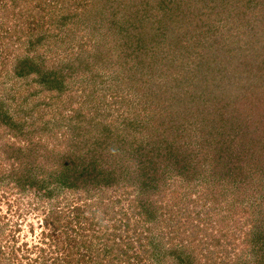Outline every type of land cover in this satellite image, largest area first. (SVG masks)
<instances>
[{
  "label": "trees",
  "instance_id": "1",
  "mask_svg": "<svg viewBox=\"0 0 264 264\" xmlns=\"http://www.w3.org/2000/svg\"><path fill=\"white\" fill-rule=\"evenodd\" d=\"M18 1L12 0L6 11L16 22L0 28V76L8 75V80L14 78L17 82L20 78L36 81L38 91L48 96L43 106H49L66 87V66L43 57L45 53L33 54L31 49L41 42L45 32L50 35L51 30L64 31L75 23L82 24L95 33L96 42L91 50H69V63H79L85 54L86 60L75 67L76 71H88L87 77L99 81L110 75L116 92L109 104L113 106L119 96L116 110L123 112L106 120L103 95H99L97 109L85 112L80 104L66 114L59 112L65 130L49 145L33 138L37 131L47 135L51 131L46 124L49 121L36 123L43 116L40 108H36L39 112L35 119L25 122V114L32 117V109H20L17 117L11 101L0 98V158L5 162L1 163L0 186L9 183L37 197L40 203H47L42 222L49 229L42 232L43 245H39L38 252L41 259H31L24 253L26 263L199 264L194 244L203 231L199 222H193L189 240L178 242H166L162 234L153 235L149 225L138 230V222L156 221L163 185L168 178L178 176L187 181L200 177L201 184L218 186L219 196H228L227 189L231 191L229 203L250 212V216L236 222L249 226L244 249L251 256L245 264H264V125L258 128L251 117L249 109L253 105L241 107L243 94L264 89V54L252 60L244 82L227 84L219 76L221 87L217 89L212 87L211 66L201 60L200 53L192 55L189 48L200 45V39L210 41L211 36L212 43L222 45L225 40H217L216 30L219 28L220 35L229 40L223 25L232 18L242 20L247 12L242 25L255 34L258 22L264 18V0L257 9L253 5L250 9L249 0H25V7L16 8ZM259 9L263 11L257 12ZM108 25L109 31L104 28ZM205 27V33L200 34L199 29ZM228 51L224 49L223 54L229 58ZM96 66L104 70L96 71ZM200 75L208 90L203 89ZM6 83L0 79V89ZM13 84L17 89L22 86ZM15 87L10 84L9 90ZM232 88L236 91L230 94ZM225 98L229 99L227 106L222 104ZM86 100L81 98V103ZM250 100L254 102L255 96ZM192 103L201 108H193ZM237 118L240 120L236 123ZM64 190L77 192L79 200L99 201L95 208L90 203L89 212L86 201L83 205L77 201L61 205L59 198ZM112 191L122 195L135 192L130 206L139 218L134 224L127 218L121 224L123 228L113 222V230L93 234L101 243L96 245L83 234L88 227L85 223L88 220L97 225L107 214L116 216L120 210L108 213L107 203L101 200L106 195L109 198L108 192ZM215 193L213 201L217 199ZM90 214L99 218L92 220ZM56 231L62 236H56ZM218 241L210 243L216 248ZM14 244L8 254L0 246V264L23 263ZM45 244L55 247L54 256H46ZM211 254L212 250L206 260Z\"/></svg>",
  "mask_w": 264,
  "mask_h": 264
},
{
  "label": "rangeland",
  "instance_id": "2",
  "mask_svg": "<svg viewBox=\"0 0 264 264\" xmlns=\"http://www.w3.org/2000/svg\"><path fill=\"white\" fill-rule=\"evenodd\" d=\"M11 2L12 0H0V28H4L6 25H13V23L16 22L15 17L12 14L6 13ZM259 2L261 1L249 0L250 9L252 8V5L254 9H257ZM27 4V1L19 0L16 8H19L21 5L25 7ZM259 11L263 10L259 9L257 12ZM249 12H251V10ZM262 13L264 14V11ZM248 15L249 14L247 12L246 16L244 15L242 20L240 19L238 21L236 18H232L230 19V22H226V25H223L224 34L226 35V33H229L230 35L229 40L220 35L219 32L221 30L219 28L216 32L214 31L215 34H217V40L220 38V41L223 40L224 42L225 40L222 45H220V43H212V36L210 37V41L208 38H205L199 40L201 43L200 45H194V47L190 45L189 48L193 52L192 55L196 56L200 53L202 58L201 60H205L211 66V69L213 70L211 77L214 81L212 87L217 86V89L219 86L221 87V85H219V76L223 78L227 84L234 81L244 82L247 79V69L252 66V60H255V58L259 57L261 54H264V18L261 19L260 23L258 22L260 27L256 26L258 27V30L255 34H253V31L247 29L248 26L246 24L242 25L246 18H248ZM17 27L18 26H16V28ZM107 27H111V25L104 27L107 30H111V28ZM20 28L21 26L17 30ZM206 29V27L205 29L200 28V34L205 33ZM20 31H17V34H21L22 31ZM94 34L95 33L84 29L82 24L75 23L74 26L68 27V29L64 31H61L60 28H58L57 30H51L50 35L47 32L43 33L44 38H42L41 42L37 43L33 49H31V53L33 54H37L38 52L45 53L46 55L43 57L47 56V58H51L58 66H66L63 70L65 71L63 73H65L66 78L64 80V86L66 87L60 94L57 95L55 102L49 106H43L42 102H44L48 96L44 92H41L40 90L38 91V84L36 81L20 78L19 82H17L14 78H12V81L8 80V75L0 76L1 80L3 79L7 81L5 88L0 89V94H3L2 96L0 95V98L3 97V99L8 102L11 101L10 107L15 108L17 117H20V109L23 111L28 108L32 109V113L30 115L32 117H29L28 114H25L27 116L24 117L26 120L25 122H28L31 119L36 118L39 112L36 108H40L41 115L43 114V116L42 118L37 119L36 123H44L45 120L49 121L46 124L51 127V131L49 129L50 135L37 131L33 137L34 139L53 145L55 142L54 136L61 137L65 130L63 122L59 119L60 114L62 112L66 114L68 109L78 107L80 104L85 112L88 111L89 108L97 109V106H99L97 102H100L99 95H103L101 96L103 101L102 109L104 110V113L107 112L105 116L106 120L111 117H115L114 115L118 114L119 111H121L120 113H123L122 110H116L117 98L119 96L115 98L116 100L113 106H110L111 104H109L111 100H114L110 96L116 92L112 87L113 83L110 79V75L106 74L105 76H102L99 81L98 78L91 79L89 76L87 77L89 74L88 71H76L75 67L80 65L81 61L86 60L85 54L79 63H74L77 62V60L73 61L74 64L69 63V50L73 49L74 53H79L81 48L83 50H91L96 42ZM21 35H23V33ZM34 36H36V34ZM38 36L42 37V32L39 33L38 31ZM125 40L123 39L124 42ZM80 42H82V46H78L77 48L75 45H79ZM17 48H21V46ZM22 48H24V45ZM216 48H218V51ZM205 49H209L210 53L211 51L212 53L205 54ZM224 49L229 50V58L224 56ZM16 51L19 50L16 49ZM12 58V56L9 57L10 62L12 61ZM222 65H224V67H222ZM10 69L11 65L7 67V70L10 71ZM102 69L103 68L99 66H96L95 68L96 71H100ZM203 77L205 76L203 75ZM199 78L201 79L200 82H202L203 89L208 90V88L203 85L204 81H202V75H200ZM12 82L16 85L22 86H19L17 89ZM10 84L15 88L9 90ZM211 84H208L207 86L210 87ZM235 91L236 89L232 88L230 94ZM252 95L255 96L254 102L250 100L252 99ZM252 95L243 94L244 104L241 107H251L253 105L249 110L253 113L251 117L259 128L261 125H264V89H258V91H255V94ZM81 98L82 100L88 99L86 102L81 103ZM246 100L249 101L245 103ZM228 102L229 99L225 98L222 101V104L227 106ZM192 105L193 108H197L198 106L201 108L200 104L196 105L195 103H192ZM41 106H43V108ZM54 113L56 115H54ZM239 120L240 118H237L235 122L237 123ZM1 163H3L2 165L5 163L2 162V158H0V169L2 168ZM199 179L200 177H195L187 181L178 176L168 178L166 180L167 183L163 185L162 192L159 195L160 202L157 204V212L154 216L156 221L151 220L147 223L140 221L137 223L138 230L142 231L144 228L141 226L149 225V232L153 235L156 236L162 234L164 236V241L178 242L183 241L184 239L189 240L191 238L189 231L194 228L193 222H199L203 231L200 230V234H198L194 239V244H197L196 250L198 251L197 256L199 258V264L247 263L246 259H248L251 255L250 252H248V249H244V238L246 232H248L249 226L248 224L241 225L240 223L237 225L236 222L237 220L239 222L245 217L250 216V212L243 210L241 205H231L229 203L228 198L231 195L230 190L227 189L228 196H219L220 193L217 192V189H219L218 186L216 187V185L208 182H205L206 184H201ZM214 191H216L215 194L217 195V199L213 201L212 193ZM108 193H111L109 198H107L108 195H106L103 199H101L103 202L107 203V212L110 213L112 211L111 209L120 211H117L118 213L113 218L107 214L101 220L102 222L97 225L91 223V221H86L85 225L88 227L85 229V233L83 234H85L87 238H90L92 243L96 245H101V243L97 242L96 237H94L93 234H101L105 230H113V222H116L117 225L120 224L121 226L124 220L128 218L130 223L134 224V222L136 220L138 221L139 218L135 215V211L132 206H130L132 199L135 198V192H132L130 195H122L113 191ZM206 196H208V198ZM59 199L61 200V205L72 201H77L83 205L86 201L88 203L87 212H89L91 204H95L93 205L95 208L96 202L99 201L92 198L85 200L83 197V200H79V194L69 190L61 192ZM116 199L119 201L116 202ZM45 205H47V203H40L37 197L29 194L28 192H20L17 188L11 187L9 183L3 182L0 186V246L2 247V250L8 254L11 250V244L14 241L15 244L13 245V248H16V253L22 256V264H27L26 259L23 257L24 253L29 254L31 259L35 256H39L38 261L39 258L41 259L38 252L40 251L39 245H43L42 232L49 229V227L44 226L42 222L45 214ZM231 206L234 208H231ZM123 213H125V215ZM90 218L92 220H97L99 215H95L93 217L90 214ZM155 225L157 227H155ZM11 226H13V229H11ZM238 226H240V228ZM121 228H123V226H121ZM233 232L236 236L235 234H231ZM128 233L132 234L131 231H128ZM76 235L80 237V230L76 231ZM11 236H14L15 239L11 240ZM56 236L60 237L62 235L61 233H57ZM168 237H173V239L170 240ZM211 240H219V245L214 248V245L210 243ZM44 246H46V256L55 255L54 246H49L48 244H45ZM209 249L212 250L211 258L206 260V255L211 251ZM79 250L81 251L82 249ZM77 255L75 257H77ZM58 256L63 257L60 253H58ZM236 256H239V259H236Z\"/></svg>",
  "mask_w": 264,
  "mask_h": 264
}]
</instances>
